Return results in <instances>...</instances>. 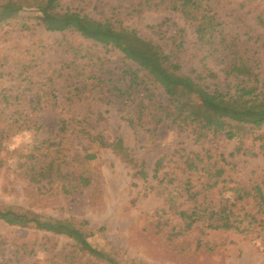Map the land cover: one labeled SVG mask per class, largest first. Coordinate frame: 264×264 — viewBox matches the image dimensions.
I'll list each match as a JSON object with an SVG mask.
<instances>
[{
	"label": "rangeland",
	"instance_id": "374dc122",
	"mask_svg": "<svg viewBox=\"0 0 264 264\" xmlns=\"http://www.w3.org/2000/svg\"><path fill=\"white\" fill-rule=\"evenodd\" d=\"M97 3L94 7L93 3L60 0L62 8L79 6L92 18L117 16L136 36L118 33L112 44L103 46L73 31H47L37 12L26 7L0 22V205L85 221L93 230L91 245L109 251L119 264H264V221L254 223L249 232L211 230L202 223L183 230V223L154 189L160 174H154L156 160L163 156L161 171L171 172L178 168L183 152L198 153V159L212 169L213 163L225 169V183L205 193L191 177L196 185L192 191L200 188L197 197L206 204L218 205L220 197L231 193L228 188L249 187L262 180L264 141L258 136L264 135V125L245 126L233 139L211 131L197 137L196 129L179 131L164 123L153 129L154 120L147 116L155 106L168 104L158 81L165 74L147 41L177 50L174 56L182 73L189 75L191 70L190 76L200 75L201 83L231 91L234 78L226 74L227 58L220 45L218 52H212L198 43L179 12L155 9L136 15L119 7L125 6L120 0ZM213 6L224 32L242 28V40H249L241 51L257 61L256 70L264 83V0H214ZM164 19L163 25L156 26ZM129 68L145 79L148 88L143 91L141 85L138 95L149 94L145 103L150 110L138 115L125 111L137 101L123 106V99L96 93L104 80L122 86L128 79L122 74ZM73 86L81 88L77 96L71 93ZM32 95L39 97L35 108ZM190 100L193 109L205 107L195 93ZM58 113L66 119L74 115L73 123L80 121L79 126L85 125L93 136L100 134L109 141L120 138L130 155L142 162L146 176H134L137 169L104 147L96 150V159L80 166L73 149L84 154L81 147L91 146L90 140L50 134ZM14 119L18 120L15 124ZM48 143L53 145L47 147ZM238 147L241 151L230 155ZM251 149L257 155L243 153ZM82 170L88 183L70 188L69 184H78L71 177ZM256 216L264 219V213ZM0 264L106 263L79 252L65 235L0 220Z\"/></svg>",
	"mask_w": 264,
	"mask_h": 264
},
{
	"label": "trees",
	"instance_id": "16d2710c",
	"mask_svg": "<svg viewBox=\"0 0 264 264\" xmlns=\"http://www.w3.org/2000/svg\"><path fill=\"white\" fill-rule=\"evenodd\" d=\"M72 1L86 4L93 3L94 7L98 4V0ZM120 1L124 2L125 6L123 4L118 6L128 9L127 13L130 14L140 15L144 11L155 9H169L179 12L192 28L198 43L208 47L212 52H218V44L220 45L222 56L227 58L226 74L232 75L234 78L231 91L228 88L205 85L200 82V75L193 77L190 76L191 70L189 75L180 71V62L174 56L177 50H167L162 45L147 41L151 44L156 55L158 67L165 74V77L158 81L168 97L167 105H157L152 112L147 114V116H150L149 121L154 120L153 129H156L158 124L164 123L179 131L186 128L196 129L197 137L211 131L223 135L226 139H233L238 137L245 126L260 127L264 125V83L260 81L259 73L256 70L257 61L253 60L252 56H245L244 50L241 51L242 47L247 45L249 39L242 40V35L239 33L242 28L224 32V28L221 27L222 20L218 17V10L213 6L214 0ZM25 7L37 12L39 22L47 31H73L83 38L103 46L112 44L118 33L136 36L134 30L122 26L117 16L92 18L83 12L79 6L62 8L60 0H6L0 2V22L13 17ZM165 21L166 19L162 20L156 26L163 25ZM256 35L261 37L259 34ZM262 44H264V40ZM125 74L128 79L125 80L122 86L116 87L111 79L104 80L105 85L101 86L96 93H108L114 99H123V106H127L128 101L133 103L137 101V105L125 107L127 113L134 112L138 115L141 111L143 113L150 110L149 105L145 103V98L149 94L138 95L141 91V85H143V91L148 89L145 79L139 77L137 71L131 68L124 70L122 76ZM168 75H174L177 79H169ZM210 76H214V74ZM97 79L102 81L99 77ZM80 89L73 86L72 95L77 96ZM193 93L198 95L200 100L205 103L203 109H193L190 100ZM9 97H12V94ZM35 97L37 95H32L30 99V101L35 102L34 108L39 103V97ZM53 103L55 104V102ZM2 111H5V109ZM10 116L13 117L14 113ZM71 117L66 119L58 113L54 130L50 134H60L64 137L74 134V137L77 136L79 139L88 138L90 140L91 146L81 147L85 150L84 154L79 155L73 149L76 153L75 159L79 161L80 166L84 165L85 162L96 159V150L104 147L110 148L112 152L120 155L127 164L132 165V168L137 169L133 174L134 176H146L142 162H138L130 155L128 148L124 146L120 138L109 141L100 134L93 136L85 129V125L84 127L79 126L80 121H75L74 124ZM81 117L85 120L86 116ZM17 121V119H14V124ZM129 121L132 123L131 119ZM258 137L264 141V135ZM62 144L61 142V146ZM52 145L48 143L47 147ZM70 151H72L71 148ZM240 151L241 148L238 147L230 155L238 154ZM243 153H248L251 156L257 155L253 149L248 152L243 150ZM262 155L264 156V152H262ZM163 160L164 157L161 156L155 162L154 174L157 175L158 172L160 174L154 189L163 197L164 203L168 204V209L172 214L183 223V230H189L195 224L202 223L206 229L211 230L249 232L253 229L254 223L263 224L264 219L258 220L256 215L264 213V168L260 183L255 182L254 185L249 187L238 184L228 188L227 190H230L231 193L228 197H220L217 205L206 204L197 196L200 194L201 189L205 193L217 184L225 183L223 165L216 166L213 163L212 169V167H209L211 165L203 164L202 159H198V153L191 155L190 152H183L180 156L178 168H173L171 172H168L161 171L164 168ZM52 161L51 159L48 163L51 164ZM176 169L180 172L176 173ZM73 173L71 172V175ZM83 173L84 170L76 178L74 175L71 177L72 181L78 180V184L74 186L69 184L70 188H77L88 183L89 179L84 177ZM184 173L186 176L183 175ZM65 175L67 176L68 173ZM192 176H195L201 189L197 188L192 191L193 187H196L191 182ZM62 189L66 192L69 191L65 187ZM0 220L9 225L33 227L38 230L65 235L74 242L78 251L82 254L103 261L106 264H119V261L115 260L109 251L103 252L91 245L89 237L93 235V230L88 228L85 221L76 223L72 219L45 217L29 210L2 205H0Z\"/></svg>",
	"mask_w": 264,
	"mask_h": 264
}]
</instances>
